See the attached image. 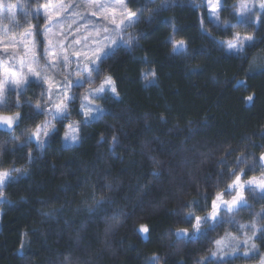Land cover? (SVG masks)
<instances>
[{"label":"trees","instance_id":"obj_1","mask_svg":"<svg viewBox=\"0 0 264 264\" xmlns=\"http://www.w3.org/2000/svg\"><path fill=\"white\" fill-rule=\"evenodd\" d=\"M68 1H7L0 36L32 31L42 54L48 20L43 8L40 15L35 10ZM205 1L125 0L138 19L122 35L135 41L105 57L94 84L73 90L78 99L69 121L80 124L74 146L65 145L66 129L57 123L43 148L33 142L16 150L50 117L34 111L45 84L31 80L19 96L9 91L8 107L0 111H20L24 121L15 141L0 129V170L24 171L13 173L17 178L0 198V264H149L153 256L158 264H256L264 257L260 233L250 256L211 255L215 241L243 239L252 235V224L264 226L259 193L256 199L245 193L251 207L233 223L225 217L214 230L202 226L194 238L175 235L193 231L187 214L207 215L217 192L230 199L227 186L238 158L247 157L249 164L240 165L247 168L264 152V24L225 32L212 22ZM224 3L220 19L235 24L238 0ZM233 33L252 34L258 43L233 56L225 50ZM170 40L184 41L186 51L174 52ZM152 71L154 84L143 78ZM105 76L115 81L117 95L97 99L104 111L85 124L79 98ZM261 171L255 167L248 176ZM141 225L149 232H140Z\"/></svg>","mask_w":264,"mask_h":264},{"label":"snow or ice","instance_id":"obj_2","mask_svg":"<svg viewBox=\"0 0 264 264\" xmlns=\"http://www.w3.org/2000/svg\"><path fill=\"white\" fill-rule=\"evenodd\" d=\"M123 3V0H121ZM165 4L162 7H168ZM100 8L105 7L104 5H99ZM199 7V6H198ZM204 7L207 10L209 17L212 22L216 24L217 27L223 26V30L227 32L229 29H235L241 26H251L256 24H264V0H238L237 6L234 11L236 17L235 24H229L220 19L219 13L221 11H226L224 0H206ZM41 8L44 9V16L47 20L51 21L52 16L48 15L47 8L48 5L44 4L37 7L35 12L40 15ZM115 9H113V12ZM93 16L96 15L95 12L92 13ZM134 13L128 12L129 20L132 19ZM111 24L114 25L113 31L116 33V38L111 36H104L103 39L108 41V44H115V49H108L107 45H101L97 43L96 47L91 51V55L87 52H74L73 55L77 57V72L73 77L71 73L65 74L64 79L57 85L47 77L46 75H41V72L34 71L31 67L27 69V73H21L20 77L17 78L14 73L9 75V79L0 80V109L8 107L7 96L10 90H15L17 96L20 94V89L26 85L31 84L29 77H34L41 85L47 84V89L41 92L42 102H37L34 106V111L36 115H44L50 117L46 119L43 123L37 125L34 131H31L27 139L23 144L17 146L16 150L26 147L28 144L35 142V144L43 148L47 142V139L54 133L58 131L56 124L61 123L65 127L64 139L70 140L75 143L79 140L80 124L79 123H64L69 121L71 116V106L76 103L78 97L73 91L83 87L85 84L92 85L95 83L93 78V73L96 77L100 76L101 67L104 63L105 57H110L115 54V51L119 49L122 45L124 47H131L135 41V37L128 36L124 38L122 33L126 31L122 25L125 24L124 20L119 23L115 19H112ZM119 29V31H116ZM104 32L107 33L108 29L105 28ZM172 43L173 51L176 53H182L186 51L185 42L179 41H169ZM49 43H51L49 41ZM220 47H225L223 42L218 41ZM257 40L254 35H240L239 33H233L232 39L227 42L226 51L233 56H241L247 53L250 48L257 45ZM5 51L7 49L5 48ZM49 57H54L50 60L46 67L50 70H55V68L60 65L67 67L69 64V57L67 55H58L55 52H48ZM83 56L87 63H80V57ZM23 68V63L21 64ZM156 73L154 71L144 73L143 78L145 81L154 84ZM151 78V79H150ZM55 89V92L53 91ZM111 92L113 95H117V89L115 86V81L110 76H105L99 87L91 88L87 95L80 97V113L83 117V122L85 124H90L91 122L98 120L103 109L98 105L94 104L97 99H105L106 93ZM56 95L58 98L53 99ZM253 97L249 96L248 100H252ZM19 100L14 105V107H19ZM24 121V116L20 111H16L12 114H6L4 111H0V129H4L9 134L13 135V140L17 138L14 136L15 130ZM113 142H117L116 137H113ZM7 150V149H4ZM29 159H31V153H29ZM248 159L245 156H241L236 161V169L230 172L232 177L231 183L227 186V194L230 199H225V193L217 192L215 198L211 201V208L207 215H193L190 211L188 216V222L192 224L193 231L190 233L189 229L183 228L179 229L175 235L178 239L194 238L197 234L202 231V226L207 227L210 230H214L218 224L225 222L224 218L228 217L227 222L233 223L234 216L238 214L244 208H250L251 205L248 203L245 193H251L253 198L256 199V193H259V199H264V171L260 172V175L248 176V172L252 171L255 167L264 169V152H261L258 158H255V162L249 165L247 168H242L240 165H248ZM23 169L12 168L9 170H0V198H3L4 189L13 182L17 177L13 173L22 174ZM7 202V201H5ZM231 214V215H230ZM248 226L240 225L241 230L246 229ZM252 231L251 236H247L242 241V244L247 249L244 251V255L247 256L251 252L256 250V244L250 241L258 238L257 233L264 235V226L258 227L255 223L250 226ZM140 232L148 233L149 229L147 226L141 225ZM235 239V237H233ZM216 245L219 247L223 244L222 240L215 241ZM232 247V252L240 250L241 244L237 243ZM213 257L217 256L216 252H212ZM159 257L153 256L149 264H158ZM198 264H207V261H198ZM261 264H264V258L261 259Z\"/></svg>","mask_w":264,"mask_h":264},{"label":"rangeland","instance_id":"obj_3","mask_svg":"<svg viewBox=\"0 0 264 264\" xmlns=\"http://www.w3.org/2000/svg\"><path fill=\"white\" fill-rule=\"evenodd\" d=\"M7 1L0 0V15L4 14L8 6ZM99 5L105 7L100 8ZM113 9H115L114 12ZM129 11L125 0H123V3H121V0H71L69 3L59 2L49 5L47 13L52 16V20H48V24L44 29L42 54L37 51L32 31H26L21 35H11L10 37L0 36V80L9 79L11 73L19 78L22 72L27 73L29 67L34 71L41 72L42 76L46 75L57 85L64 79L65 74L71 73L74 77L77 72V57L73 53L87 52L91 55V51L97 43L107 45L108 49H115L116 45L108 44V41L104 40L103 37L107 35L116 38V33L113 31L115 26L110 22L112 19H115L117 23L124 20L125 24L122 27L125 29L133 25L138 19V14L130 11L134 13V16L129 20ZM93 12L96 13L95 16L92 15ZM105 28L108 29L107 33L104 32ZM116 31H119V29H116ZM5 48L7 51H5ZM48 52L67 55L69 57L67 67L58 65L54 71L48 69L46 64L54 59V57L48 56ZM79 59L81 64L87 63L83 56ZM22 63L23 68L21 67ZM29 79L37 81L34 77H29ZM45 85L47 89V84ZM24 88L25 86L20 91ZM53 91L55 92V89ZM57 98L56 95L53 96L54 100ZM94 104L102 108L96 100ZM68 122L75 123L73 121H67L66 123ZM64 143L66 146H74L77 142L73 143L64 139ZM233 237L235 236L228 235L222 239L223 244L217 247L215 251L217 257L225 258L233 255L230 245L235 246L237 243H240L241 247L235 254L239 252L243 254L247 250L242 244L246 237L243 239L236 237L233 239ZM249 243L251 244L252 241ZM247 256H250V254ZM256 264H261V259Z\"/></svg>","mask_w":264,"mask_h":264}]
</instances>
